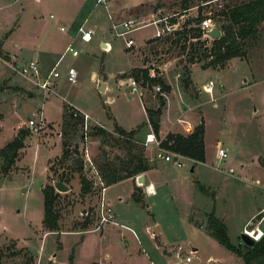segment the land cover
Instances as JSON below:
<instances>
[{"label":"rangeland","instance_id":"rangeland-1","mask_svg":"<svg viewBox=\"0 0 264 264\" xmlns=\"http://www.w3.org/2000/svg\"><path fill=\"white\" fill-rule=\"evenodd\" d=\"M196 1L187 0L189 6L183 13L192 16L195 9L191 6ZM180 2L0 0V146L18 127L28 129L13 164L5 172L0 170V264H243L241 256L209 235L204 226L206 213L213 207L214 214L226 224L231 242L242 247L243 222L263 202L264 31L259 25L258 35L245 40L243 57L234 56L221 65L206 67L201 63L207 57L189 62L186 48L172 37H146L152 26L130 33L135 40L130 50L122 36L112 32V22L129 15L146 19L157 8L180 12ZM212 20L219 28L224 19L215 14ZM78 25L92 30L88 40L74 34ZM72 36L76 55L63 52ZM30 57L38 58L42 72L59 58L53 91L43 92L12 69V65ZM68 65L76 70L74 83L65 79ZM133 66H148L170 85V92H166L172 123L168 131L186 132L185 123L176 120L179 115L192 125L202 117L204 161L182 157V164L175 166L157 157L151 144H144V133L150 127L143 123L146 114L138 95L143 106L155 107L161 93L155 85H142L139 80L130 91L127 74ZM184 66L189 67L187 85L183 84ZM175 71L179 72L176 79ZM207 79L213 80L210 92L205 88ZM101 81L106 86L100 89ZM161 96L162 109L166 98ZM69 104L84 110L90 118L86 130L77 128L67 143L87 146L96 165L105 160L117 163L126 155L120 141L90 134V125L108 126L106 129L120 140L113 122L126 129L143 123L133 141L142 148L151 167L146 181L150 177L155 190L147 193L144 186L142 192L138 184L143 182L136 180L140 172L129 176L132 181L123 178L104 185L102 193L114 220L132 231L99 221L98 190L94 186L89 192L79 193L78 152L60 155V123ZM164 116L162 125L166 123ZM29 118L34 119L36 128L28 125ZM215 140H220L226 151V156L218 160L213 154ZM81 171L89 172L82 165ZM61 173L63 179L58 178ZM55 179L68 186L65 190L53 186L58 192L54 203L58 229L64 231L60 234L43 232L41 225V187ZM196 180L206 192L198 189ZM132 190L138 201L133 199ZM186 254L189 261L183 260Z\"/></svg>","mask_w":264,"mask_h":264},{"label":"trees","instance_id":"trees-1","mask_svg":"<svg viewBox=\"0 0 264 264\" xmlns=\"http://www.w3.org/2000/svg\"><path fill=\"white\" fill-rule=\"evenodd\" d=\"M180 5L183 9L189 6L187 0H181ZM217 14H220L224 19L220 23V34L218 37L212 38L207 47L205 40L195 39L194 41H188L186 53L188 54V61L193 62L200 60L201 57H207L204 63H201L202 67L208 65H221L225 60L233 57H243L246 53L245 40L254 38L258 35L259 25L262 26L264 31V0H241L234 3H228L223 1V6L217 10ZM199 14L196 17L188 18L189 20H199ZM187 33L191 36L199 35L198 27H188L182 31H177L174 40L182 37L183 44L181 48L186 47L184 41L187 38ZM1 55V51H0ZM183 84L187 85L190 81L189 67H183ZM127 76H132L135 80H139L142 85L147 84H159L160 88L165 91L170 90V85L166 83L158 75H148V66H133L130 68ZM164 105V98L158 96V104L155 107L144 106L147 121L151 130L158 134L159 127V115L161 107ZM2 113L0 112V118ZM145 121L143 123H146ZM139 123L135 127L125 129L116 122H113V131H115L120 140L112 136L111 131L107 130L100 125H90V134L98 135L102 140L107 137H112L116 141H120L121 147L124 149L125 158H118V162L103 161L96 165L94 160L92 162L100 174L104 184H109L125 177L134 176L140 172L150 168V165L146 161L142 153V148L133 141V136L137 132L138 128L143 124ZM82 126V119L80 116H73L71 111L64 113V116L60 123V135H61V157H67L71 152H78V166L77 170L81 172L78 176L79 181V193L83 194L89 192L94 187L90 172L85 174L82 169L88 170L89 167L84 164L82 157V151L76 143H67V139L74 134L77 128ZM204 122L200 117L195 122L191 129L185 133L179 131H166L160 139V145L164 148L179 152L185 156H188L196 161L204 160ZM28 134L26 127H18L16 133L6 143L0 146V170L5 172L13 164L17 154V150L23 146V137ZM74 170V169H73ZM70 177V175H69ZM58 178L63 179L62 173ZM68 179V177H65ZM196 186L202 192H206V188L199 181H195ZM95 188V187H94ZM96 189V188H95ZM42 192V218L41 225L45 229H58V213L55 210V199L57 197V190L54 189L51 183H46L41 187ZM134 200L139 198L134 194V190L131 191ZM85 226V224H83ZM83 226V227H84ZM204 229L206 232L220 242L224 247L231 250L235 254L241 256L243 264H264V226L263 233L257 240H253L252 243H242V247L237 243L234 244L229 239L226 231V224L223 220L214 214L213 207L206 213V220ZM71 251L68 254L69 263H71ZM88 264H95L90 262Z\"/></svg>","mask_w":264,"mask_h":264},{"label":"built area","instance_id":"built-area-1","mask_svg":"<svg viewBox=\"0 0 264 264\" xmlns=\"http://www.w3.org/2000/svg\"><path fill=\"white\" fill-rule=\"evenodd\" d=\"M95 1H101V0H95ZM222 6H223L222 0H197L196 3L193 6H191L194 7L195 9V13L192 14V16H188L186 13H183V10L187 8L182 9L180 12H167V11L161 12V9L157 8L156 10L151 11L150 17L146 19L141 18L140 16L137 15H129L121 19L120 21L112 22L111 28L113 34L117 36H122L124 46L128 50H130L135 45V40L132 38L130 33L136 29L145 26H152L151 34L146 37L149 38L172 37L173 39L176 37L177 31H182L183 29L188 27H198L199 35L191 36L189 35V33H187V38L184 41V43L187 44L188 41L191 40L194 41L195 39H200V40H205V45H207L208 43H210V40L213 38L209 35V30L212 27H216L214 21L212 20V16L217 14V10ZM198 14L200 16L199 20L187 21L188 18L196 17ZM59 29H63V26H59ZM91 31L92 30L89 28H84L82 25H78L74 34L75 35L78 34V37L81 40L86 41L90 38ZM73 39L74 37L72 36V38L66 43L64 47V52H69L72 55H76L77 49L72 45ZM177 43L183 44V38L180 37L177 40ZM185 48L187 49V46ZM58 59H56V61L51 66V68L47 70L45 73H41L38 61L34 57H30L23 62H17L15 65H12L11 67L13 70L17 71L21 75L30 79V81L34 85L41 88L43 92H48V91H53L54 79L55 77L59 76V72L56 70ZM148 75L152 76L157 74L154 73L153 69H150L148 67ZM178 76H179V72L175 71L174 78L176 79ZM65 79L70 83H74L76 81V70L73 66H68L66 68ZM127 79H129L128 83L131 86L130 91H132L134 87H136L137 80H135L132 76H128ZM151 85H155L156 89H158V91L161 93L159 94L164 95V97L166 98L167 91L162 90L158 83ZM212 87H213V80L207 79L205 82L206 90L210 92ZM68 106H70V108L68 109L69 111H71L73 116L81 117L82 127L85 129L87 127V120L90 118L88 113L71 104H69ZM176 120L185 123L183 124V127L186 130V132L191 129L192 125L189 122L185 121V119H183L180 115L176 117ZM28 125L31 127L34 126V128L37 127L36 122L34 121L33 118L28 119ZM161 137L162 136L155 135V133L150 128V130L144 133L143 142L144 144H151V147L154 149L157 157L165 161H170L175 166H180L182 164L181 161L182 157L185 158L188 156H185L179 152L162 147L160 145ZM81 144H83V142H81ZM214 144H215L214 153H213L214 157L218 160L226 156V151L222 147L220 140H215ZM79 147L80 150L82 151L84 164L89 167L90 177L92 178L93 184L100 193L98 198L97 209H96L99 221L110 222V223L118 224L120 227L129 228L124 224L118 223L116 219L114 220L113 213L111 212L109 205L102 198V193L105 184L100 174L98 173L97 169L95 168L91 157L88 155L87 146L81 145ZM144 186H145V191L147 193L153 192V188L150 186V184H145ZM263 222H264V198L260 208L255 213H253L249 217V219L243 224L241 228V232L245 233L252 240H257L263 233V226L261 225ZM129 229L132 231L131 228ZM183 260L189 261L190 256L186 254Z\"/></svg>","mask_w":264,"mask_h":264},{"label":"crops","instance_id":"crops-1","mask_svg":"<svg viewBox=\"0 0 264 264\" xmlns=\"http://www.w3.org/2000/svg\"><path fill=\"white\" fill-rule=\"evenodd\" d=\"M77 37V36H76ZM52 44H55V40H53L52 41ZM105 45H107V43H104V46ZM46 51H50V49H47ZM64 52V51H63ZM234 57V56H233ZM235 57H238V56H235ZM36 59H37V61H38V64H39V60H38V58L37 57H35ZM240 58V57H239ZM56 60H54L53 62H52V64H51V66L53 65V63L55 62ZM193 63H191V65H192ZM51 66L47 69V70H49L50 68H51ZM68 66H70V65H68ZM39 68H40V65H39ZM46 70V71H47ZM40 71H41V68H40ZM45 71V72H46ZM45 72H42L41 71V73H45ZM126 78V77H125ZM106 86V85H105ZM105 86H103V88L105 87ZM167 92H170V91H167ZM138 101H139V103H140V106L143 108V110H144V106H143V102H142V100H141V97H139V95H138ZM169 104V97H168V95L166 94V103H165V106L161 109V112H160V115H159V122H158V124H159V127H158V133H159V136H163V134L166 132V131H168L169 129H171V121H169V115L167 114V105ZM144 112H145V110H144ZM146 114V113H145ZM163 114L165 115L164 117H165V119H166V123H165V125H162V117H163ZM144 121L146 122L147 121V118H145L144 119ZM146 124H147V126L148 127H150V125H149V123L148 122H146ZM192 125V124H191ZM102 126V125H101ZM104 127V126H103ZM108 126H106V128H107ZM124 128V127H123ZM126 129V128H125ZM204 141V140H203ZM186 159H190V158H188V157H185ZM204 161V160H203ZM151 168V167H150ZM148 170H149V168L148 169H146L145 171H143L141 174L143 175V183L142 184H138L140 187H141V189H142V192L144 193V185L145 184H150V186L153 188V191L155 190V187H154V183H153V181H152V179L150 178V177H148L149 179L146 181V174L148 173ZM126 179H129V180H131L132 181V177H125ZM138 186V187H139ZM246 221H244L243 222V224L245 223ZM243 226V225H242ZM129 227V226H128ZM93 228V227H92ZM92 228H89V229H92ZM123 228H125V227H123ZM130 228V227H129ZM57 230V229H56ZM55 229H52L51 231H55V233H58V231H59V234H60V232H64L63 230H57L56 231ZM46 231H50L49 229H45L44 228V231L43 232H46ZM65 232H67V231H65ZM71 232H73V231H71ZM57 236V235H56ZM59 240V239H58ZM60 241V240H59ZM60 246V245H59ZM59 246H56V247H59ZM192 250L194 249V247H192L191 248ZM48 258V257H47ZM48 259H50V258H48ZM50 261L52 262V258L50 259Z\"/></svg>","mask_w":264,"mask_h":264},{"label":"water","instance_id":"water-1","mask_svg":"<svg viewBox=\"0 0 264 264\" xmlns=\"http://www.w3.org/2000/svg\"><path fill=\"white\" fill-rule=\"evenodd\" d=\"M219 34H220V31H219V29H218L217 27H212V28L209 30V35H210L211 37H213V38L218 37ZM103 85H104V82L101 81L100 84H99V88L101 89ZM136 180H137L138 182H142V181H143V175H142L141 173L138 174V175L136 176ZM52 184H53V186H54L55 188H57V189H59V190H65V189H67V187H68V186H67L64 182H62L60 179H55V180H53ZM240 239H241V241H242L243 243H246V244H250V243H252V241H253L249 236H247V235H246L245 233H243V232H240Z\"/></svg>","mask_w":264,"mask_h":264}]
</instances>
